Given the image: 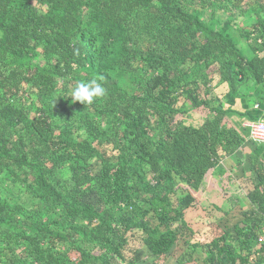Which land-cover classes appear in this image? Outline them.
Returning a JSON list of instances; mask_svg holds the SVG:
<instances>
[{"label":"trees","instance_id":"16d2710c","mask_svg":"<svg viewBox=\"0 0 264 264\" xmlns=\"http://www.w3.org/2000/svg\"><path fill=\"white\" fill-rule=\"evenodd\" d=\"M234 116L264 119V0H0V264H165L178 238L176 264H264V143ZM240 166L243 199L199 203Z\"/></svg>","mask_w":264,"mask_h":264},{"label":"crops","instance_id":"0c3cea01","mask_svg":"<svg viewBox=\"0 0 264 264\" xmlns=\"http://www.w3.org/2000/svg\"><path fill=\"white\" fill-rule=\"evenodd\" d=\"M233 122L238 123L240 122V125L242 126H247L246 123H248V120H244V119H238L237 117H232L231 118ZM246 122V123H245ZM253 148V145L250 143V141L248 140L237 152L236 155L237 157L242 158L243 160H245V158H247L248 154L250 153L251 149ZM243 164V163H242ZM241 164V165H242ZM246 164L242 165L243 167ZM221 166H223L225 169H229V158L224 159V161H222ZM238 167V169L235 171V169L230 173L231 175H233L234 179H232V181L230 182V187L228 188L226 186V189H222V184H223V180L221 179L223 177L222 176H217L211 173L209 174L206 178H205V193L203 194L202 197H200L199 199V203H202L201 205H203V203H205V205L211 201L214 202L213 198L218 199V200H225L226 204H227V200H233L234 198L236 199H243L242 195H241V189L240 187L243 186V184L248 183L249 180L248 178L245 176L242 178H237L238 176H240V174L242 173L241 171V167ZM222 167V169L224 170V168ZM242 167V168H243ZM233 169V168H232ZM227 172V171H226ZM235 174V175H234ZM245 174H249L250 176H252L250 171H246L245 170ZM213 176V177H212ZM209 180V181H208ZM208 182V183H207ZM229 184V183H228ZM227 184V185H228ZM208 185H210L209 188ZM204 191V190H203ZM212 191V198H209V194ZM214 195V196H213ZM217 195V197H216ZM208 199V201H207ZM216 203V202H215ZM221 203V202H218Z\"/></svg>","mask_w":264,"mask_h":264},{"label":"rangeland","instance_id":"374dc122","mask_svg":"<svg viewBox=\"0 0 264 264\" xmlns=\"http://www.w3.org/2000/svg\"><path fill=\"white\" fill-rule=\"evenodd\" d=\"M238 42L241 45V51L245 54V56L247 58H249L251 56L250 51L245 46H242V43L243 42L241 40H239ZM106 154L107 155L110 154L109 150L106 151ZM240 160H241V158H240ZM236 168H238V167H236ZM233 169H235V168H233ZM66 174L67 173L65 172L64 173V176ZM207 188H209V187H207ZM212 194L213 193L211 191L210 194H209V198H212ZM196 196L198 197V195H196ZM216 197H217V195H216ZM213 200H214V204L216 202V204H218L220 206H225L226 205V201L225 200H218V199H215V198H213ZM218 202H221V203H218ZM204 205H205V203H203L202 206H204ZM194 212L195 211H193V210H192V212H190V211L187 212L186 216L189 215L187 217L188 222L189 221L191 223L193 222L194 216H195ZM195 213H198V210H196ZM238 214H239V206H235L234 209L232 210V212H230L229 215L225 219H223L222 222H220L221 225L222 224H231L238 217ZM185 248H186V245L183 243L182 239L178 238L177 243L175 244V246H173L172 250L168 253L167 258H166V261H165V264H176L175 259L177 258V256L181 252H183L185 250ZM139 252H140L141 258H142V260L140 261V263H143V264H152L153 258L150 257V255L145 251V249L143 247H140ZM196 255L197 256H201V255H203V253L202 252H198Z\"/></svg>","mask_w":264,"mask_h":264},{"label":"clouds","instance_id":"9594fccd","mask_svg":"<svg viewBox=\"0 0 264 264\" xmlns=\"http://www.w3.org/2000/svg\"><path fill=\"white\" fill-rule=\"evenodd\" d=\"M100 79L103 80V77ZM105 95L106 89L97 79H92L87 83H78L70 93V97H72L71 103L80 102L84 105H91L95 100Z\"/></svg>","mask_w":264,"mask_h":264},{"label":"built area","instance_id":"2783aa9c","mask_svg":"<svg viewBox=\"0 0 264 264\" xmlns=\"http://www.w3.org/2000/svg\"><path fill=\"white\" fill-rule=\"evenodd\" d=\"M248 127V139L256 143H264V119L256 121H249Z\"/></svg>","mask_w":264,"mask_h":264}]
</instances>
